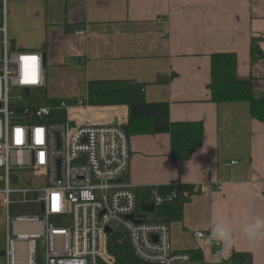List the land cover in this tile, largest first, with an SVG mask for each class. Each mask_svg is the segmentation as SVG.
Instances as JSON below:
<instances>
[{
    "label": "crops",
    "instance_id": "crops-1",
    "mask_svg": "<svg viewBox=\"0 0 264 264\" xmlns=\"http://www.w3.org/2000/svg\"><path fill=\"white\" fill-rule=\"evenodd\" d=\"M7 4L13 45L45 54V89L51 87L53 96L84 97L91 80L144 85L143 103L118 106L129 133L126 178L138 205L152 202L151 187L165 196L170 183L212 186L208 193L157 205L147 217L169 225L172 247L197 252V264H236L230 260L235 253H249L251 264H264V238L251 247L237 222L244 215L264 217V123L250 116L247 103H212L208 89L211 55L232 52L239 78L264 94V0ZM129 118H147L151 131L130 133ZM191 121L202 123L203 144L189 159L173 161L171 124ZM219 220L231 228L234 241L220 244L222 255L215 253L211 239ZM198 230L208 236L195 239Z\"/></svg>",
    "mask_w": 264,
    "mask_h": 264
},
{
    "label": "built area",
    "instance_id": "built-area-1",
    "mask_svg": "<svg viewBox=\"0 0 264 264\" xmlns=\"http://www.w3.org/2000/svg\"><path fill=\"white\" fill-rule=\"evenodd\" d=\"M7 5L0 0V208L6 210L9 226L0 264H39L37 241L42 264H116L108 251L110 240L126 242L141 264H197L189 251L172 247L166 222L140 214L134 186L126 178L129 136L118 106H94L86 96L74 105L62 101L58 108L65 111V120L50 123L47 104L28 103L32 90L46 84L42 52L13 45ZM21 172L30 175L29 186L11 187ZM36 178L44 185L34 184ZM169 187L165 196L150 188L155 206L212 190L210 183ZM14 195L21 199L14 201ZM28 196L36 198L41 215L10 218V205L26 203ZM207 236L194 232L198 240ZM212 245L222 255L220 244Z\"/></svg>",
    "mask_w": 264,
    "mask_h": 264
},
{
    "label": "trees",
    "instance_id": "trees-1",
    "mask_svg": "<svg viewBox=\"0 0 264 264\" xmlns=\"http://www.w3.org/2000/svg\"><path fill=\"white\" fill-rule=\"evenodd\" d=\"M251 55L256 49L251 48ZM263 57V54H260ZM144 85L126 79L91 80L87 83L86 97L94 106H130L145 101ZM210 101L215 104L244 102L249 106L253 119L264 123V94H256L250 80L239 78L235 53H214L210 58ZM135 120L142 124L138 126ZM130 133H149L151 122L147 118H129ZM129 136V133H127ZM203 125L201 122H174L170 128V157L173 161L190 158L193 151L203 144ZM108 251L116 258V264H141L133 255L129 245L110 240ZM194 259L199 254L190 251ZM236 264H251L249 253H235L230 259Z\"/></svg>",
    "mask_w": 264,
    "mask_h": 264
},
{
    "label": "rangeland",
    "instance_id": "rangeland-1",
    "mask_svg": "<svg viewBox=\"0 0 264 264\" xmlns=\"http://www.w3.org/2000/svg\"><path fill=\"white\" fill-rule=\"evenodd\" d=\"M2 20L1 14H0V21ZM27 51H35V50H27ZM46 77L48 79V70H46ZM49 83V81H48ZM51 89V87H50ZM49 87L47 89L44 88H39V89H34L31 92V96L28 98V103L31 105H43L47 104L50 109L49 112L46 116V120L50 123H57L64 121L66 118L65 111L62 109H59L58 107L60 106V103L67 102L70 105H74L76 99L79 97H71V96H53L51 94V90ZM1 173V171H0ZM30 175L26 172H21L18 173V180L12 179L11 180V187L14 188H24L29 186L28 184V178ZM15 180V181H14ZM34 184L36 185H41L43 186L44 183H42V178H36L34 179ZM2 184H0L1 186ZM14 201H19L21 198L18 195H14L12 197ZM28 202L26 203H18V204H13L10 205L8 208V216L10 218L17 217L19 215H41L40 209L38 207V204L34 203L35 197L28 196ZM157 208H155L154 212L150 213H143L141 212L140 214L142 215L143 218L148 219L147 217L152 216L153 214L156 213ZM9 230V226L7 225V219H6V210L0 208V250H4L6 247V237H7V231ZM43 248L41 246L40 241H37L36 244V259L39 264H42L43 260Z\"/></svg>",
    "mask_w": 264,
    "mask_h": 264
},
{
    "label": "clouds",
    "instance_id": "clouds-1",
    "mask_svg": "<svg viewBox=\"0 0 264 264\" xmlns=\"http://www.w3.org/2000/svg\"><path fill=\"white\" fill-rule=\"evenodd\" d=\"M237 222L241 224V233L251 247H255L264 238V217L255 216L248 219L247 215H244L242 220ZM211 239L225 246L234 242L232 230L223 220L214 223L211 230Z\"/></svg>",
    "mask_w": 264,
    "mask_h": 264
},
{
    "label": "water",
    "instance_id": "water-1",
    "mask_svg": "<svg viewBox=\"0 0 264 264\" xmlns=\"http://www.w3.org/2000/svg\"><path fill=\"white\" fill-rule=\"evenodd\" d=\"M42 57H43V67L45 68V54L42 53ZM117 123V120H114V124ZM123 130L128 133V127L126 125L123 126ZM118 183H122L123 182V179H118L117 180ZM155 210V205L153 202H149V203H145V204H141L139 205V211L140 212H143V213H150V212H154ZM130 220H133V215H130L128 217ZM137 222H140V221H137ZM107 232L109 233L110 230L107 229ZM0 255H3V252H0Z\"/></svg>",
    "mask_w": 264,
    "mask_h": 264
},
{
    "label": "snow or ice",
    "instance_id": "snow-or-ice-1",
    "mask_svg": "<svg viewBox=\"0 0 264 264\" xmlns=\"http://www.w3.org/2000/svg\"><path fill=\"white\" fill-rule=\"evenodd\" d=\"M25 59H28V58H25ZM32 59H35L34 57Z\"/></svg>",
    "mask_w": 264,
    "mask_h": 264
}]
</instances>
